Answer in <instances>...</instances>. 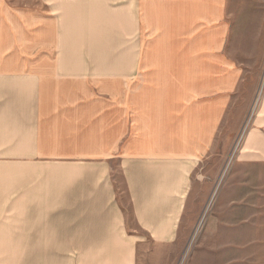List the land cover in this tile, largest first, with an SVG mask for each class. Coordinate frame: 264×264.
I'll use <instances>...</instances> for the list:
<instances>
[{"label":"crops","instance_id":"obj_1","mask_svg":"<svg viewBox=\"0 0 264 264\" xmlns=\"http://www.w3.org/2000/svg\"><path fill=\"white\" fill-rule=\"evenodd\" d=\"M263 4L0 0V218L36 264L180 250L241 77L264 74Z\"/></svg>","mask_w":264,"mask_h":264},{"label":"rangeland","instance_id":"obj_2","mask_svg":"<svg viewBox=\"0 0 264 264\" xmlns=\"http://www.w3.org/2000/svg\"><path fill=\"white\" fill-rule=\"evenodd\" d=\"M263 99L264 74L241 77L235 105L228 109L215 152L206 158L200 186L190 197V211L182 222L190 235L179 237L178 251L156 247L143 237L142 264H264ZM119 176L115 173L120 193ZM119 198L127 207L125 196ZM193 207L195 220H191ZM21 224L0 218V264L37 263V245L31 236L27 250Z\"/></svg>","mask_w":264,"mask_h":264}]
</instances>
